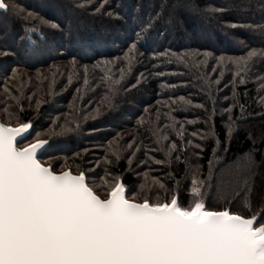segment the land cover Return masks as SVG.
<instances>
[{
  "label": "trees",
  "instance_id": "trees-1",
  "mask_svg": "<svg viewBox=\"0 0 264 264\" xmlns=\"http://www.w3.org/2000/svg\"><path fill=\"white\" fill-rule=\"evenodd\" d=\"M6 2L0 119L31 125L19 145L48 140L39 160L101 198L121 180L189 208L195 178L207 210L264 224V56L231 62L264 52V0Z\"/></svg>",
  "mask_w": 264,
  "mask_h": 264
},
{
  "label": "snow or ice",
  "instance_id": "snow-or-ice-1",
  "mask_svg": "<svg viewBox=\"0 0 264 264\" xmlns=\"http://www.w3.org/2000/svg\"><path fill=\"white\" fill-rule=\"evenodd\" d=\"M9 7L0 0V10ZM257 56L264 52L231 62L244 71ZM30 129L0 123V264H264L260 214L207 210L195 178L189 208L175 196L170 203L129 200L118 181L105 185L102 199L83 172L56 174L37 159L49 141L37 136L17 147Z\"/></svg>",
  "mask_w": 264,
  "mask_h": 264
},
{
  "label": "water",
  "instance_id": "water-1",
  "mask_svg": "<svg viewBox=\"0 0 264 264\" xmlns=\"http://www.w3.org/2000/svg\"><path fill=\"white\" fill-rule=\"evenodd\" d=\"M1 11V10H0ZM0 123H3L2 121H1V119H0ZM5 126H8V127H17V126H19V125H17V126H12V125H7V124H5V123H3ZM29 124V123H28ZM31 130V129H30ZM28 136V134L26 135V137ZM24 138H17V143H19L21 140H23ZM48 141V140H47ZM48 144H49V142H48ZM48 144L45 146V148L44 149H46V147L48 146ZM25 146H27V145H25ZM24 146V147H25ZM17 147H19L18 146V144H17ZM20 148H22V147H20ZM44 149L43 150H41L39 153H38V156H37V159L39 160V156H40V154L44 151ZM40 161V160H39ZM41 162V161H40ZM42 163V162H41ZM43 164V163H42ZM45 165V164H44ZM45 166H48V165H45ZM63 171H70L69 169H66V170H63ZM63 171H61V172H63ZM55 172V171H54ZM61 172H55L56 174H59V173H61ZM71 172V171H70ZM73 175H79V174H75V173H73V172H71ZM118 182H120V183H122L121 182V180H118ZM86 183H87V181H86ZM125 188V187H124ZM125 196H126V189H125ZM176 197V196H175ZM127 198V197H126ZM177 198V197H176ZM103 199V198H102ZM128 199V198H127ZM130 200V199H129ZM135 202H138V201H135ZM138 203H140V202H138ZM228 210V209H227ZM209 211H211V210H209ZM220 211H222V210H220ZM231 213V212H230ZM233 214H235V213H233ZM246 218V217H245Z\"/></svg>",
  "mask_w": 264,
  "mask_h": 264
},
{
  "label": "rangeland",
  "instance_id": "rangeland-1",
  "mask_svg": "<svg viewBox=\"0 0 264 264\" xmlns=\"http://www.w3.org/2000/svg\"><path fill=\"white\" fill-rule=\"evenodd\" d=\"M33 2V1H32ZM54 2V4H55V6H56V3H55V1H53ZM37 5L39 6V7H41V8H44V7H42L43 5H44V1H40L39 3L37 2ZM173 5H175V4H173ZM46 6H48V3H46ZM190 11H191V9H189ZM61 15V14H60ZM59 15V16H60ZM209 39V38H208ZM206 40V39H205ZM13 126V125H12ZM45 140V139H44ZM32 142H34V141H32ZM32 142H29V143H32ZM29 143H25V144H23L22 146L21 145H19L18 143V146L19 147H24L25 145H27V144H29ZM44 164V163H43ZM46 165V164H45ZM61 172V171H60ZM86 177V176H85ZM165 203V202H164ZM170 203V202H169ZM193 206V205H192Z\"/></svg>",
  "mask_w": 264,
  "mask_h": 264
}]
</instances>
